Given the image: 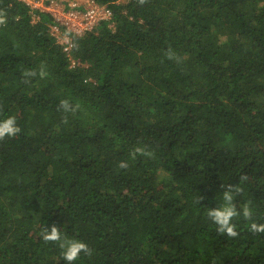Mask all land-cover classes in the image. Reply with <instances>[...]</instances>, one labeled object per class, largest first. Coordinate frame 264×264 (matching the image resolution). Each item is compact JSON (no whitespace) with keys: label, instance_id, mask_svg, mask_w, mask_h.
I'll return each mask as SVG.
<instances>
[{"label":"trees","instance_id":"16d2710c","mask_svg":"<svg viewBox=\"0 0 264 264\" xmlns=\"http://www.w3.org/2000/svg\"><path fill=\"white\" fill-rule=\"evenodd\" d=\"M96 1L70 56L0 0V264H264V0Z\"/></svg>","mask_w":264,"mask_h":264},{"label":"built area","instance_id":"2783aa9c","mask_svg":"<svg viewBox=\"0 0 264 264\" xmlns=\"http://www.w3.org/2000/svg\"><path fill=\"white\" fill-rule=\"evenodd\" d=\"M31 6L32 9L47 11L53 15L58 25L65 28L62 31L57 25L53 28L60 34H64L69 38V34H83L94 28V25L100 19H109L111 17L110 10L104 6L98 5L94 0H85L84 4L76 0H19ZM77 10L75 13L71 10ZM71 48V42L65 46L68 50Z\"/></svg>","mask_w":264,"mask_h":264},{"label":"clouds","instance_id":"9594fccd","mask_svg":"<svg viewBox=\"0 0 264 264\" xmlns=\"http://www.w3.org/2000/svg\"><path fill=\"white\" fill-rule=\"evenodd\" d=\"M17 1H19V0H17ZM76 1H78L81 4L85 3V0H76ZM94 1L98 5H101V6L108 8V6H105V5L97 2L96 0H94ZM20 2H22V1H20ZM51 16L54 19L53 15H51ZM109 24L113 25V22L109 21L108 26H109ZM51 26H53V25H51ZM61 29H62V31L65 32V28L63 26ZM70 35H72V34H69V38H70ZM70 42H71V40H70ZM19 131H20V128L17 125L16 119L14 116H8L4 119H0V137H5V136L11 137V136L16 135ZM120 166L125 167L126 165L121 163ZM224 199L230 200L231 197L227 193H225ZM209 215L215 223H218L220 225L221 231H226L230 236L236 235V232L233 231V225L230 223L231 217L236 215V213L234 212V210L231 207H225L223 209L213 210L209 213ZM243 215L248 216L249 215V209L245 208L243 210ZM251 229L255 230V231H264V224L257 225L255 223H253V224H251ZM44 239H46V240H59L60 239V232L57 230V228L55 226H53L50 231H45ZM62 248H63L64 259L67 262H69V264H72L73 261H76L81 252H85V253L88 252V246L84 242L79 241V240H73V239H66V241L62 244Z\"/></svg>","mask_w":264,"mask_h":264},{"label":"rangeland","instance_id":"374dc122","mask_svg":"<svg viewBox=\"0 0 264 264\" xmlns=\"http://www.w3.org/2000/svg\"><path fill=\"white\" fill-rule=\"evenodd\" d=\"M30 9H32L31 6H29ZM71 11H74L75 13L77 12V10H71ZM109 26H113L112 24H109ZM53 27V26H52ZM53 33L58 37V39L61 41L62 45L64 46V49L65 46L68 45V42L70 41V38H68L67 36H65L64 34H60L58 31H56L54 28H53ZM67 54L71 56V53H70V48L68 47V50H67ZM73 62H76L75 59H72L71 61V65L73 64Z\"/></svg>","mask_w":264,"mask_h":264}]
</instances>
